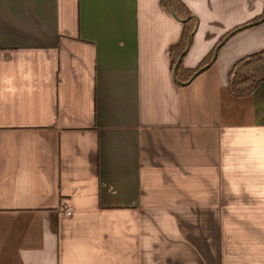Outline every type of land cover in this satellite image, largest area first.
<instances>
[{
  "label": "crops",
  "instance_id": "obj_1",
  "mask_svg": "<svg viewBox=\"0 0 264 264\" xmlns=\"http://www.w3.org/2000/svg\"><path fill=\"white\" fill-rule=\"evenodd\" d=\"M181 1L186 82L165 0H0V264H264V0Z\"/></svg>",
  "mask_w": 264,
  "mask_h": 264
},
{
  "label": "trees",
  "instance_id": "obj_2",
  "mask_svg": "<svg viewBox=\"0 0 264 264\" xmlns=\"http://www.w3.org/2000/svg\"><path fill=\"white\" fill-rule=\"evenodd\" d=\"M176 17L182 19L183 28L179 42L171 47L172 64L175 79L178 82H186L195 72L202 70L211 60L213 54L205 57L198 65L191 69L183 66L182 59L178 61L180 54L185 50L189 35L193 28V19L190 12L181 0H165ZM264 20L263 12L256 17L253 23ZM264 80V50L255 52L239 59L232 67L228 88L234 95L241 96L252 92L255 87Z\"/></svg>",
  "mask_w": 264,
  "mask_h": 264
},
{
  "label": "water",
  "instance_id": "obj_3",
  "mask_svg": "<svg viewBox=\"0 0 264 264\" xmlns=\"http://www.w3.org/2000/svg\"><path fill=\"white\" fill-rule=\"evenodd\" d=\"M191 36H192V33L190 34V36H189V38H188L187 46H186L185 50L180 54V56H179V58H178V61L182 59V57H183V55H184V53H185L187 47L189 46V44H190V42H191ZM195 73H197V72H195ZM193 75H194V74H193Z\"/></svg>",
  "mask_w": 264,
  "mask_h": 264
},
{
  "label": "built area",
  "instance_id": "obj_4",
  "mask_svg": "<svg viewBox=\"0 0 264 264\" xmlns=\"http://www.w3.org/2000/svg\"><path fill=\"white\" fill-rule=\"evenodd\" d=\"M70 212H71V211L69 210V208H66V209L63 211V213H64V214H67V215L70 214Z\"/></svg>",
  "mask_w": 264,
  "mask_h": 264
}]
</instances>
